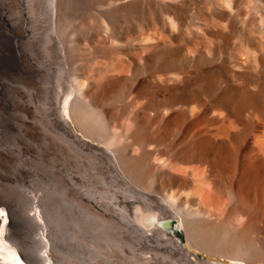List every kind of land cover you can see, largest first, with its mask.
I'll return each mask as SVG.
<instances>
[{
    "label": "bare ground",
    "instance_id": "obj_1",
    "mask_svg": "<svg viewBox=\"0 0 264 264\" xmlns=\"http://www.w3.org/2000/svg\"><path fill=\"white\" fill-rule=\"evenodd\" d=\"M0 161V264H264V0H0Z\"/></svg>",
    "mask_w": 264,
    "mask_h": 264
},
{
    "label": "rangeland",
    "instance_id": "obj_2",
    "mask_svg": "<svg viewBox=\"0 0 264 264\" xmlns=\"http://www.w3.org/2000/svg\"><path fill=\"white\" fill-rule=\"evenodd\" d=\"M13 175H14V170H12L10 165L8 163L5 164V163L1 162L0 163V177L2 179L0 178V188H1L2 192L5 194V196H7L10 200H12L14 202L16 201V204H18L20 201V198H21V197L19 198V194H21L24 190L22 189L21 184L15 183V182L11 181L10 178H8V176H13ZM3 176H5V177H3ZM6 179H7V181H6ZM25 213L26 212H24V214H22V219H20L18 221V225L20 226V230L19 231L17 230V232L26 242H27L26 239H29L31 244H34L35 246L39 247V244H41V243L39 240L37 241V239H35V237L33 235L34 232L36 234L38 232L36 225L32 221V219H30L27 216V214H25ZM31 229H33L32 232H31ZM177 239H180V241H183L184 245H186V246L189 245L188 241L186 240V237L184 240H181V237L177 236ZM44 252L46 254V249L44 250ZM198 254H199L198 255L199 259H202L204 257L205 258L208 257L206 254H203L201 252H198ZM224 261H225V263H229V264H242L241 262H237V261L233 262L232 260H224ZM47 263H48V261H47Z\"/></svg>",
    "mask_w": 264,
    "mask_h": 264
}]
</instances>
